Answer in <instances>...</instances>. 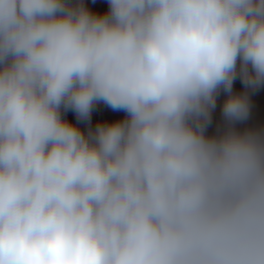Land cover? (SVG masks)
I'll return each instance as SVG.
<instances>
[{
    "label": "clouds",
    "instance_id": "clouds-1",
    "mask_svg": "<svg viewBox=\"0 0 264 264\" xmlns=\"http://www.w3.org/2000/svg\"><path fill=\"white\" fill-rule=\"evenodd\" d=\"M107 3L0 0V264H264V0Z\"/></svg>",
    "mask_w": 264,
    "mask_h": 264
},
{
    "label": "rangeland",
    "instance_id": "rangeland-1",
    "mask_svg": "<svg viewBox=\"0 0 264 264\" xmlns=\"http://www.w3.org/2000/svg\"><path fill=\"white\" fill-rule=\"evenodd\" d=\"M83 4L98 14H103L107 11L108 3L107 0H82ZM233 90L236 93L244 92L245 86L242 81L237 78L233 84ZM249 96L251 101L250 114L246 122L239 125V127H259L264 128V85H261L255 90H249ZM226 94L221 92L217 98V106L213 112V122L209 127V133H213L216 130L217 124L221 122V109ZM65 119L73 124H78L82 130H87L88 124L84 122H78L76 115L73 111L69 110L63 113ZM125 117V113L119 110H113L103 102L98 103L94 106L90 126L95 128L98 123H111L117 120H122Z\"/></svg>",
    "mask_w": 264,
    "mask_h": 264
}]
</instances>
